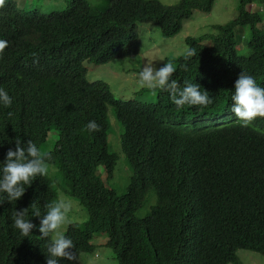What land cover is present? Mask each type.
Listing matches in <instances>:
<instances>
[{"label": "trees", "instance_id": "16d2710c", "mask_svg": "<svg viewBox=\"0 0 264 264\" xmlns=\"http://www.w3.org/2000/svg\"><path fill=\"white\" fill-rule=\"evenodd\" d=\"M63 1L65 11L47 15L22 9L18 0L0 3V40L7 42L0 50V87L12 100L0 107V162L16 139L41 149L50 133L56 138L52 148L41 149L50 156L46 175L16 202L0 204V264H45L50 237L41 239L36 228L21 237L12 214L29 208L26 219L38 226L29 206L35 202L43 216L59 193L86 215L63 232L74 244L71 264L95 252V234H105L116 264H241L238 251L264 257V117L241 127L230 112L240 71L264 87V0H238L231 21L185 41L193 55L171 60V79L180 88L198 84L213 102L179 108L160 90L153 103L115 100L106 84L87 82L83 64L135 56L137 24L174 37L194 12L210 13L216 0L171 6L158 0ZM245 31L242 56L236 48ZM109 112L123 129L118 142L131 172L123 195L97 174L103 167L109 178L118 159L107 142ZM90 120L98 131L86 129ZM150 193L155 204L137 218Z\"/></svg>", "mask_w": 264, "mask_h": 264}, {"label": "rangeland", "instance_id": "374dc122", "mask_svg": "<svg viewBox=\"0 0 264 264\" xmlns=\"http://www.w3.org/2000/svg\"><path fill=\"white\" fill-rule=\"evenodd\" d=\"M165 6L176 4L179 0H158ZM17 4L22 5V9L36 11L39 14H51L66 10V3L63 0H18ZM94 4V2H92ZM238 0H216L215 4L208 14L194 12L191 18L184 22L181 31L174 37L164 38L161 36L159 29L152 24H137L135 31L137 34L138 54L122 60L110 62L102 66H94L84 63L86 69V80L89 83L101 82L106 84L111 92L113 99L119 101H137L139 103L155 102V95L151 94L146 88L138 85V72L146 63H152L155 67L161 66L163 63H171V60L184 56L187 51L186 40L188 38H198L202 35L213 34L212 27L223 25L231 21L237 11ZM261 12L262 9H253V11ZM247 31L242 43L236 48L237 53L246 56L247 50L245 43L248 40ZM173 65V64H172ZM174 66V65H173ZM109 132L108 147L111 153L117 156V163L109 178L103 167H99L97 174L103 180L104 185L114 190L117 195L126 193L131 172L126 166L125 159L121 153V147L118 139L121 138L123 129L115 120L114 115L108 113ZM56 138L50 133L47 138L45 147L52 148ZM64 198L69 202L72 199L58 194V199ZM155 204V198L152 193L148 194L142 207L137 211V218L146 217L149 209ZM86 220V215L81 206L77 203H71L70 211L67 213L65 223L61 227L64 232L68 224H81ZM105 234H95L91 243L96 246L93 254L80 256L81 264H116L115 256L111 250L105 248ZM236 256L241 264H264V257L253 252L238 251Z\"/></svg>", "mask_w": 264, "mask_h": 264}, {"label": "clouds", "instance_id": "9594fccd", "mask_svg": "<svg viewBox=\"0 0 264 264\" xmlns=\"http://www.w3.org/2000/svg\"><path fill=\"white\" fill-rule=\"evenodd\" d=\"M2 2L3 0H0V3ZM6 44V41L0 40V50H3ZM186 55L192 56L193 53L189 49ZM174 72L175 68L171 63H163L159 67L146 63L137 74V83L153 95L157 90L167 92L171 102L178 108L184 105L207 106L213 102L208 93L202 91L196 83L186 82L182 88L178 87L176 81L171 79ZM230 101V112L240 122L241 127L249 126L254 118L264 117V87L259 86L253 76L243 71H240L234 82ZM11 102L8 92L0 87V107L8 108ZM8 115L11 116L12 113L9 112ZM85 127L89 132L98 131L94 120L88 121ZM49 159L50 156L42 152L32 140L21 144V140L16 139L14 150L9 148L3 162H0V204L19 200L36 177L46 175ZM29 207L32 209V217L40 218L39 225H34L30 219H26L29 208H25L13 211L12 227L24 238H27L34 228L40 233L41 239L50 237L44 252L45 264H59L61 260L71 264L75 261L73 241L60 230L66 221L71 203L60 198L46 206L43 216L35 202Z\"/></svg>", "mask_w": 264, "mask_h": 264}]
</instances>
